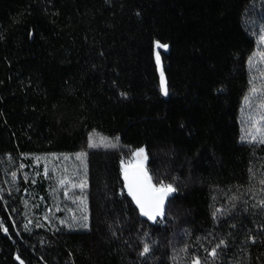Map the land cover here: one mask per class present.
I'll return each instance as SVG.
<instances>
[{"label":"trees","instance_id":"16d2710c","mask_svg":"<svg viewBox=\"0 0 264 264\" xmlns=\"http://www.w3.org/2000/svg\"><path fill=\"white\" fill-rule=\"evenodd\" d=\"M261 28L264 0H0V264H264V141L239 123ZM142 147L150 184L174 189L155 221L123 181ZM77 152L87 227L28 222L10 163Z\"/></svg>","mask_w":264,"mask_h":264},{"label":"rangeland","instance_id":"374dc122","mask_svg":"<svg viewBox=\"0 0 264 264\" xmlns=\"http://www.w3.org/2000/svg\"><path fill=\"white\" fill-rule=\"evenodd\" d=\"M162 45L158 41L154 42L153 56L160 95L166 98L169 91L159 52L165 51L168 46L166 45L165 48L161 47ZM247 68L250 74L249 88L239 110L241 141L262 142L264 141V28L258 29L256 33V47L247 60ZM164 88L167 90V95L164 94ZM114 145L116 142L112 139L100 134H90V147ZM139 149L144 150L143 147ZM139 149L132 153L130 159L122 162L123 175L128 170L144 173L147 156L145 150L139 152ZM9 167L10 171L4 175L8 189L16 191L18 188L12 177H10L11 182L7 181L9 176L14 175L16 179L19 178L24 182L31 181L32 187L26 188L21 195L22 216H25L28 222L48 229L87 227L84 152L29 155L15 163H10ZM40 178L45 183V195L37 193V183Z\"/></svg>","mask_w":264,"mask_h":264},{"label":"water","instance_id":"95a60500","mask_svg":"<svg viewBox=\"0 0 264 264\" xmlns=\"http://www.w3.org/2000/svg\"><path fill=\"white\" fill-rule=\"evenodd\" d=\"M144 176H137L133 175L129 177L128 173L126 172L123 175V181L125 185V189L129 196L133 199L134 203L138 207L140 214L150 220L155 221L158 218H161L163 216L164 211V205L167 197L170 195V192L166 191L167 189H164V192L157 191L158 189L154 188L148 178L146 177L145 173H143ZM127 176V178H126ZM139 177L140 183L137 184L135 181V178ZM132 184V193L135 194V198L133 194H130V190L128 185ZM151 188H153L156 192L154 193ZM165 193V194H163ZM161 197L162 203H161ZM137 198L139 199V202L137 201ZM147 212L148 215H145L144 213Z\"/></svg>","mask_w":264,"mask_h":264},{"label":"snow or ice","instance_id":"6c2138e0","mask_svg":"<svg viewBox=\"0 0 264 264\" xmlns=\"http://www.w3.org/2000/svg\"><path fill=\"white\" fill-rule=\"evenodd\" d=\"M161 47H165V48H166L167 46H166V45H162ZM163 83H164V82H163V80H162V85H163ZM163 91H164V94H165V95L168 94L166 88H164ZM90 146H91V145H90ZM138 151H139V152H143L144 150H143V149H139ZM126 178H127V176H126ZM134 182H136L137 184H139V183H140V179H139V177L135 178V181H134ZM128 187H129V190H130V194H133V195H134V198H135V194L132 193V191H131V190H132V184H129ZM167 187H168V190H169V191H173V190H174V189H172L171 185H168ZM157 191L164 192V189L161 188V189H158ZM162 199H163V198L161 197V203H162ZM137 201L139 202V199H138V198H137ZM144 214H145V215H148L147 212H145ZM4 230L7 231V229H4ZM221 243H223V241H222ZM217 247H219V245H217ZM149 250H150V249H149V246H148V245H145V246H144V250H143V252L141 253V255H143V254L149 252ZM211 255H213V256L216 255V249H213ZM196 264H199V262L197 261Z\"/></svg>","mask_w":264,"mask_h":264},{"label":"bare ground","instance_id":"6f19581e","mask_svg":"<svg viewBox=\"0 0 264 264\" xmlns=\"http://www.w3.org/2000/svg\"><path fill=\"white\" fill-rule=\"evenodd\" d=\"M134 172H135V173H134ZM127 173H128V175H129V177H131V176H133V175L144 176V174H143L142 171H141V172H137V171H129V170H128ZM151 190H152L154 193L156 192L153 188H151ZM166 191L170 192L168 189H167ZM163 194H165V193H163Z\"/></svg>","mask_w":264,"mask_h":264}]
</instances>
